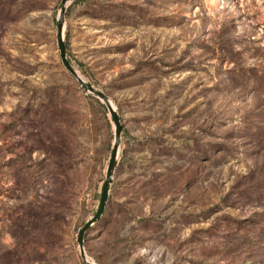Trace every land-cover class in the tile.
I'll return each mask as SVG.
<instances>
[{"label": "rangeland", "instance_id": "374dc122", "mask_svg": "<svg viewBox=\"0 0 264 264\" xmlns=\"http://www.w3.org/2000/svg\"><path fill=\"white\" fill-rule=\"evenodd\" d=\"M60 0H0V264H83L113 125L62 68ZM65 57L120 124L93 264H264V0H83Z\"/></svg>", "mask_w": 264, "mask_h": 264}, {"label": "water", "instance_id": "95a60500", "mask_svg": "<svg viewBox=\"0 0 264 264\" xmlns=\"http://www.w3.org/2000/svg\"><path fill=\"white\" fill-rule=\"evenodd\" d=\"M76 0H60L58 3V12L57 16L55 18V43L56 48L58 52V58L60 61V64L62 68L67 72V74L77 83V85L81 88V90L87 94L92 96L93 98L99 100L106 108L108 115L110 117V120L113 125V142L110 148L109 157L107 161V165L104 172V180L102 183V188L100 192V198H99V205L92 217H90L88 220H86L83 225L79 228V230L76 233L75 242L77 244L78 248V254L79 258L82 261L83 264H93L87 262L83 247H82V239L84 233L93 226L101 217L103 214L105 202L107 199V194L111 182V177L114 171L115 167V161H116V155H117V149L119 144V135H120V124L118 121V117L116 112L111 108L107 98L99 91L93 89L89 84H87L83 79L81 80V77L73 70V68L70 66L69 62L67 61L65 57V47L63 42V35H62V29H63V21H64V14L65 9L68 5H70L72 2Z\"/></svg>", "mask_w": 264, "mask_h": 264}, {"label": "trees", "instance_id": "16d2710c", "mask_svg": "<svg viewBox=\"0 0 264 264\" xmlns=\"http://www.w3.org/2000/svg\"><path fill=\"white\" fill-rule=\"evenodd\" d=\"M77 1H83V0H77Z\"/></svg>", "mask_w": 264, "mask_h": 264}, {"label": "bare ground", "instance_id": "6f19581e", "mask_svg": "<svg viewBox=\"0 0 264 264\" xmlns=\"http://www.w3.org/2000/svg\"><path fill=\"white\" fill-rule=\"evenodd\" d=\"M81 80H82V78H81Z\"/></svg>", "mask_w": 264, "mask_h": 264}]
</instances>
